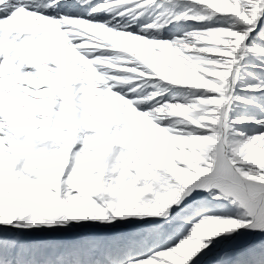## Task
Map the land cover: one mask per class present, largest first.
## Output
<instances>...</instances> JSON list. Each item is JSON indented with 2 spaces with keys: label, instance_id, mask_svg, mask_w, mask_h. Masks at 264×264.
Returning <instances> with one entry per match:
<instances>
[{
  "label": "snow or ice",
  "instance_id": "1",
  "mask_svg": "<svg viewBox=\"0 0 264 264\" xmlns=\"http://www.w3.org/2000/svg\"><path fill=\"white\" fill-rule=\"evenodd\" d=\"M0 264H264V0H0Z\"/></svg>",
  "mask_w": 264,
  "mask_h": 264
},
{
  "label": "rangeland",
  "instance_id": "2",
  "mask_svg": "<svg viewBox=\"0 0 264 264\" xmlns=\"http://www.w3.org/2000/svg\"><path fill=\"white\" fill-rule=\"evenodd\" d=\"M85 230H94V229H85ZM115 232L116 231L111 232L109 234H112ZM113 237L114 236L106 237V236H104V234H102L101 237L92 238V241H86L83 243H78L76 245L68 244V243H61V244L52 245L53 243L63 241L64 239H47V240L42 241V242H34L35 243L34 247L41 249V251H42L41 255L43 258H57L58 255H66L65 250H73L76 252H81V253L87 254L89 249L92 247V245L94 243L109 241V240L113 239ZM70 238H76V236H73ZM70 238H65V239H70ZM43 243H46V244H43ZM45 250H47V251L44 252ZM104 251H105V255H106L108 250L105 249Z\"/></svg>",
  "mask_w": 264,
  "mask_h": 264
},
{
  "label": "bare ground",
  "instance_id": "3",
  "mask_svg": "<svg viewBox=\"0 0 264 264\" xmlns=\"http://www.w3.org/2000/svg\"><path fill=\"white\" fill-rule=\"evenodd\" d=\"M52 235H55V234H52ZM222 251V249H218L216 250V253H214L212 256H209L207 259H213L214 257H216V255H218L220 252Z\"/></svg>",
  "mask_w": 264,
  "mask_h": 264
},
{
  "label": "water",
  "instance_id": "4",
  "mask_svg": "<svg viewBox=\"0 0 264 264\" xmlns=\"http://www.w3.org/2000/svg\"><path fill=\"white\" fill-rule=\"evenodd\" d=\"M211 260V259H210Z\"/></svg>",
  "mask_w": 264,
  "mask_h": 264
}]
</instances>
